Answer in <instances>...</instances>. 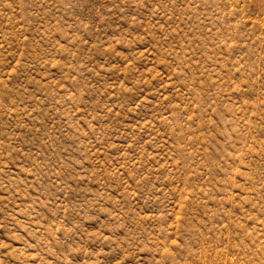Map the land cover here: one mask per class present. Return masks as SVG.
<instances>
[{
    "label": "rangeland",
    "instance_id": "374dc122",
    "mask_svg": "<svg viewBox=\"0 0 264 264\" xmlns=\"http://www.w3.org/2000/svg\"><path fill=\"white\" fill-rule=\"evenodd\" d=\"M0 264H264V0H0Z\"/></svg>",
    "mask_w": 264,
    "mask_h": 264
}]
</instances>
